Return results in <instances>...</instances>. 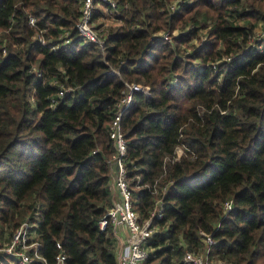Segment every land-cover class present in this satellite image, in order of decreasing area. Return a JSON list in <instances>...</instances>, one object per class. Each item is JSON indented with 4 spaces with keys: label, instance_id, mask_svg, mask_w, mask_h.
I'll return each instance as SVG.
<instances>
[{
    "label": "trees",
    "instance_id": "trees-1",
    "mask_svg": "<svg viewBox=\"0 0 264 264\" xmlns=\"http://www.w3.org/2000/svg\"><path fill=\"white\" fill-rule=\"evenodd\" d=\"M117 1L123 24L102 49L78 37L82 0H0L1 228L30 218L50 261L118 264L116 229L99 221L113 202L110 123L137 82L150 94L135 92L121 121L128 175L141 176L142 218L163 200L147 264H184L204 233L213 256L264 264V37L248 45L264 0H183L173 13L172 0ZM65 31L73 41L53 50Z\"/></svg>",
    "mask_w": 264,
    "mask_h": 264
},
{
    "label": "built area",
    "instance_id": "built-area-1",
    "mask_svg": "<svg viewBox=\"0 0 264 264\" xmlns=\"http://www.w3.org/2000/svg\"><path fill=\"white\" fill-rule=\"evenodd\" d=\"M183 0H172L167 8L170 13L177 11L182 5ZM128 8V4L125 5ZM124 15L119 9L117 0H82L80 8V16L76 22L78 37L84 42L95 43L104 49L108 36L110 35V27L123 24ZM112 21V23H110ZM98 22V23H97ZM29 23L36 25V18L30 15ZM176 30H161L154 34L153 37L160 36L166 41H172V36ZM37 40L46 43V39L37 34ZM264 37V21H261L255 28L252 38L248 45L258 49H262L263 45L256 42ZM207 40L206 33L203 34L200 41H193L203 45ZM73 41L69 31H65L60 35V43L52 45L53 50L67 49ZM189 52V48L186 49ZM234 57L227 56L226 60L230 61ZM215 66V65H214ZM109 74H116V69L107 70ZM177 81V78L174 79ZM141 92L145 95L150 94V86L142 85L137 82H126L123 96L117 103V111L110 123V138L113 141L115 151L112 156L113 169L111 188L113 191V202L107 209L99 221V226L104 229L108 224H112L116 229V236L119 229L124 228L127 240L121 249L117 250L118 264H147L151 257L152 249L148 244L154 231L158 228L154 222L163 217V200L158 198L151 214L142 218L136 205L134 191L141 184V176L133 175L135 183H131L128 175V140L123 131L121 121L124 113L130 108L134 101V93ZM64 90L59 91L62 96ZM114 170V172H113ZM115 191L118 195H115ZM234 209L232 199H228L223 203L224 216ZM219 224L216 225L218 229ZM9 240L0 245V255L6 256V261L1 264H68L67 254L61 251L57 254L53 261H50L41 253V241L39 239L38 222L30 218L23 220L12 232L7 234ZM204 249L200 252L186 251L183 257L184 264H236L230 261L214 258L211 253V247L215 243L211 233H204ZM151 264H159L155 261Z\"/></svg>",
    "mask_w": 264,
    "mask_h": 264
},
{
    "label": "rangeland",
    "instance_id": "rangeland-1",
    "mask_svg": "<svg viewBox=\"0 0 264 264\" xmlns=\"http://www.w3.org/2000/svg\"><path fill=\"white\" fill-rule=\"evenodd\" d=\"M98 23V22H97ZM110 23H112V21H110ZM176 30V32L177 31H179V28H177V29H175ZM173 38V37H172ZM234 203V202H233ZM235 207V206H234ZM3 227L4 226H2V228H1V226H0V245H2V243H5V242H7L8 240H9V237H8V233H7V231L6 230H4L3 229ZM125 235H126V233H125ZM215 240V239H214ZM3 241H5V242H3ZM204 241V240H203ZM216 242V241H215ZM215 244V243H214ZM213 244V245H214ZM204 245H205V243H204ZM212 245V246H213ZM211 250H212V247H211ZM212 253V252H211ZM0 258H2V259H4V261H6V256L4 257L3 255H0ZM214 258H217L215 255H214ZM217 259H220V258H217ZM1 260V259H0ZM261 261V260H260ZM258 264H263V262L261 261V263L259 262Z\"/></svg>",
    "mask_w": 264,
    "mask_h": 264
},
{
    "label": "crops",
    "instance_id": "crops-1",
    "mask_svg": "<svg viewBox=\"0 0 264 264\" xmlns=\"http://www.w3.org/2000/svg\"><path fill=\"white\" fill-rule=\"evenodd\" d=\"M114 172V170H113ZM115 195H118V192L115 191ZM126 230L124 228L119 229L117 232V250L119 251L124 245V242L127 240L128 235H125Z\"/></svg>",
    "mask_w": 264,
    "mask_h": 264
}]
</instances>
